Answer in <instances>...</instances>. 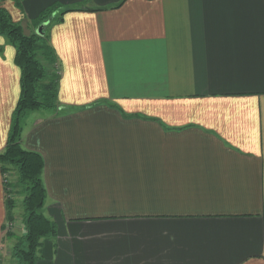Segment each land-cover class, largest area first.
I'll use <instances>...</instances> for the list:
<instances>
[{"label":"crops","instance_id":"obj_1","mask_svg":"<svg viewBox=\"0 0 264 264\" xmlns=\"http://www.w3.org/2000/svg\"><path fill=\"white\" fill-rule=\"evenodd\" d=\"M54 4L58 111L20 140L56 225L36 264H264V0H0L26 34ZM14 58L0 35V153ZM6 221L0 168V248Z\"/></svg>","mask_w":264,"mask_h":264},{"label":"trees","instance_id":"obj_2","mask_svg":"<svg viewBox=\"0 0 264 264\" xmlns=\"http://www.w3.org/2000/svg\"><path fill=\"white\" fill-rule=\"evenodd\" d=\"M72 10L74 9L71 7L57 4L47 7L34 22L35 29L26 34L20 23L14 21L10 13L0 5V35L5 36L14 47V61L20 69V95L12 114L5 148L0 153L7 221L13 220L12 211L16 206L12 197L13 186H16V191L22 195L23 233L16 238L12 248V256L18 264H36L42 241L56 234L55 223L42 213L46 200L42 180L43 159L39 153L24 149L20 140L22 120L29 112L58 111V73L52 67L55 56L44 28L55 19L56 14L60 17ZM49 19L50 22L42 29L43 35H38L35 32L37 26ZM9 168L15 170V185L5 178V172H8ZM7 235L12 233L8 232Z\"/></svg>","mask_w":264,"mask_h":264},{"label":"rangeland","instance_id":"obj_3","mask_svg":"<svg viewBox=\"0 0 264 264\" xmlns=\"http://www.w3.org/2000/svg\"><path fill=\"white\" fill-rule=\"evenodd\" d=\"M25 117L22 120L23 125H24ZM22 128H23V126H22ZM5 178L7 179L8 182L15 185L14 184L15 183V170L13 168H9L8 172H5ZM12 190H13L12 197L15 200L16 206L12 211L13 220L12 221H6V226H5L4 235H3V241L1 244L2 246L0 248L1 249L0 264H18L17 260L14 259L12 256V248L16 242V238L18 236L22 235V233H23V225H22V221H21V214H22L23 208H22V204H21V200H20L22 198V195L18 194V191H16L17 190L16 186H13ZM14 191H16V192H14ZM8 232L12 233V235H7Z\"/></svg>","mask_w":264,"mask_h":264},{"label":"water","instance_id":"obj_4","mask_svg":"<svg viewBox=\"0 0 264 264\" xmlns=\"http://www.w3.org/2000/svg\"><path fill=\"white\" fill-rule=\"evenodd\" d=\"M50 22V19L49 20H47V21H45V22H43L42 24H40L38 27H37V29H36V33L38 34V35H43V31H42V29H43V27L44 26H46L48 23Z\"/></svg>","mask_w":264,"mask_h":264}]
</instances>
